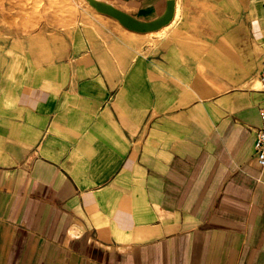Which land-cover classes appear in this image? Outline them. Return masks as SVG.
Masks as SVG:
<instances>
[{"label":"crops","instance_id":"0c3cea01","mask_svg":"<svg viewBox=\"0 0 264 264\" xmlns=\"http://www.w3.org/2000/svg\"><path fill=\"white\" fill-rule=\"evenodd\" d=\"M99 1L173 16L44 0L0 25V264H264V0L246 27L243 0L230 23L229 0Z\"/></svg>","mask_w":264,"mask_h":264},{"label":"rangeland","instance_id":"374dc122","mask_svg":"<svg viewBox=\"0 0 264 264\" xmlns=\"http://www.w3.org/2000/svg\"><path fill=\"white\" fill-rule=\"evenodd\" d=\"M48 1H49L48 3L52 6L51 9L53 10V13H56L54 11L57 10V14L59 15L62 10V13L60 15H64V16L67 15V21L70 24L77 22L79 20L82 10H86V8L91 9L87 0H64V2L63 1L61 2L60 0H48ZM252 1L253 0H243V12L238 13V16L240 17L242 16L245 27L248 22L249 6ZM235 5H236V0H229V7H228L229 23L233 21L235 18V12H232ZM44 6H45L44 0H0V25L7 26L8 24L5 22L7 20L14 21V24L16 25L22 22L30 23L31 21L28 20V17H26L25 20L23 21L19 20V17L26 16V15H21V13L28 11L34 12L38 10H43ZM244 36L246 37V29L244 32ZM1 47L3 46H0V48ZM9 47L10 45H6V49H10ZM232 56L235 59L234 61L239 60V63L241 65L239 64V66H236L235 62H233V64H229V69L232 75L224 79L229 80L232 84L235 85L247 84L248 82L253 81L254 78L251 76L253 65L248 60L249 59L248 52L246 50L244 52L240 51L238 55L236 52H234ZM40 63L42 62H35V61L31 62L32 67H39ZM54 63H58V62H54ZM26 64L28 65V62L25 63V65ZM7 100L9 99L4 98L5 102Z\"/></svg>","mask_w":264,"mask_h":264},{"label":"water","instance_id":"95a60500","mask_svg":"<svg viewBox=\"0 0 264 264\" xmlns=\"http://www.w3.org/2000/svg\"><path fill=\"white\" fill-rule=\"evenodd\" d=\"M87 2L97 11L117 19L127 29L137 32L155 30L167 24L173 16V1L167 3L165 12L159 18L150 22L139 21L122 10L99 0H87Z\"/></svg>","mask_w":264,"mask_h":264},{"label":"built area","instance_id":"2783aa9c","mask_svg":"<svg viewBox=\"0 0 264 264\" xmlns=\"http://www.w3.org/2000/svg\"><path fill=\"white\" fill-rule=\"evenodd\" d=\"M259 87L264 91V61L258 78ZM261 123L255 131L254 155L260 166H264V104L260 108Z\"/></svg>","mask_w":264,"mask_h":264},{"label":"bare ground","instance_id":"6f19581e","mask_svg":"<svg viewBox=\"0 0 264 264\" xmlns=\"http://www.w3.org/2000/svg\"><path fill=\"white\" fill-rule=\"evenodd\" d=\"M10 18V17H9ZM10 21V20H9ZM132 39V38H131Z\"/></svg>","mask_w":264,"mask_h":264}]
</instances>
